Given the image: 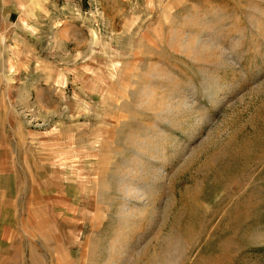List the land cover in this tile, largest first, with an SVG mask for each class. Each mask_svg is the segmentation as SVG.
<instances>
[{
  "label": "rangeland",
  "instance_id": "1",
  "mask_svg": "<svg viewBox=\"0 0 264 264\" xmlns=\"http://www.w3.org/2000/svg\"><path fill=\"white\" fill-rule=\"evenodd\" d=\"M80 1L0 0V264H264V0Z\"/></svg>",
  "mask_w": 264,
  "mask_h": 264
},
{
  "label": "crops",
  "instance_id": "2",
  "mask_svg": "<svg viewBox=\"0 0 264 264\" xmlns=\"http://www.w3.org/2000/svg\"><path fill=\"white\" fill-rule=\"evenodd\" d=\"M32 1H36V0H30L29 2L30 4L29 3L27 4L33 5L34 2ZM82 3H83V0L80 1V4ZM2 5L3 4L0 3V48L3 50V49H6V43L8 42V37L10 35V32L12 36L17 35V28L10 26V22H9L11 15L14 13L13 12L9 13V11H7L6 9L3 10ZM78 9L81 10V8H78ZM3 56H4V52L1 53V58H3Z\"/></svg>",
  "mask_w": 264,
  "mask_h": 264
}]
</instances>
